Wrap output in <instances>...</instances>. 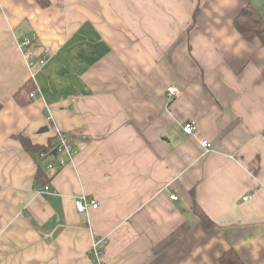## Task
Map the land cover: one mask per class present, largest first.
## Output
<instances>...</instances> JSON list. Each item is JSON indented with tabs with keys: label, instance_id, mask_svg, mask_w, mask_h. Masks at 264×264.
Wrapping results in <instances>:
<instances>
[{
	"label": "crops",
	"instance_id": "0c3cea01",
	"mask_svg": "<svg viewBox=\"0 0 264 264\" xmlns=\"http://www.w3.org/2000/svg\"><path fill=\"white\" fill-rule=\"evenodd\" d=\"M45 1L0 0V264H94L101 237L102 264H264V43L234 25L264 0ZM59 130L72 158L17 137Z\"/></svg>",
	"mask_w": 264,
	"mask_h": 264
},
{
	"label": "trees",
	"instance_id": "16d2710c",
	"mask_svg": "<svg viewBox=\"0 0 264 264\" xmlns=\"http://www.w3.org/2000/svg\"><path fill=\"white\" fill-rule=\"evenodd\" d=\"M38 1L43 4L46 2L45 0ZM234 25L247 39L258 37L264 43V16L252 4H247L241 10L234 20ZM34 88V85L29 83L24 88L19 90L16 95L21 94L19 97L22 99L21 101H24ZM17 137L21 140L24 149L34 154L36 159L40 157V153L42 151H51L55 147L56 143V138H54V140H51L47 145H36L32 143L30 138L24 135ZM36 177L37 183L39 182L40 185L44 186L47 185L51 179V176L48 175L44 168L40 165L37 170ZM196 212L205 227L213 225V221L208 215L199 210ZM218 262L219 264H246L234 249L225 251L219 257Z\"/></svg>",
	"mask_w": 264,
	"mask_h": 264
},
{
	"label": "built area",
	"instance_id": "2783aa9c",
	"mask_svg": "<svg viewBox=\"0 0 264 264\" xmlns=\"http://www.w3.org/2000/svg\"><path fill=\"white\" fill-rule=\"evenodd\" d=\"M30 44H31V40L29 38H25L20 42L21 46L27 48L28 56L35 58L36 53L32 49L29 48ZM37 59H38L40 64H44L45 61L47 60V56L44 55V56L39 57ZM29 64H30V62H29ZM178 92H179V88L175 85H171L168 88V95L170 97L176 96L178 94ZM34 95H35V93L33 92V93H31L30 96L33 97ZM183 130L186 134L191 135L195 132L196 125L193 121H187L183 125ZM201 144L203 146H205L207 150H210L212 147V144L207 140L201 141ZM54 149H56L57 152L66 153V155L69 158H72L73 151H72L71 142H70L68 136L65 133H63L61 130H59L57 132L56 143H55ZM46 154H47L46 151L41 152V156L46 155ZM48 167L52 168L53 167L52 163H49ZM37 191L39 193H49V192H51V188L49 185H45L44 188L40 187L37 189ZM171 197L173 199L178 198V196L175 194H172ZM75 206H76L78 211L87 212L88 209H90V208H98L99 202L95 198H90V197H87L86 195L83 194V195H80L79 197H77L75 199ZM105 241L106 240L104 237L97 238L93 241L92 248H91V255L96 259L94 264H102V262H101L102 251L100 249V245L103 244Z\"/></svg>",
	"mask_w": 264,
	"mask_h": 264
},
{
	"label": "water",
	"instance_id": "95a60500",
	"mask_svg": "<svg viewBox=\"0 0 264 264\" xmlns=\"http://www.w3.org/2000/svg\"><path fill=\"white\" fill-rule=\"evenodd\" d=\"M48 130V126H43L41 129H40V132H43V131H46ZM56 151V149H54V152Z\"/></svg>",
	"mask_w": 264,
	"mask_h": 264
},
{
	"label": "rangeland",
	"instance_id": "374dc122",
	"mask_svg": "<svg viewBox=\"0 0 264 264\" xmlns=\"http://www.w3.org/2000/svg\"><path fill=\"white\" fill-rule=\"evenodd\" d=\"M31 37H32V35H31ZM39 129H40V128H39ZM91 257L94 258L92 255H91ZM94 259H95V258H94ZM95 261H96V259H95Z\"/></svg>",
	"mask_w": 264,
	"mask_h": 264
}]
</instances>
